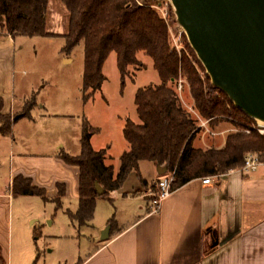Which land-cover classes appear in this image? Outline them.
Returning <instances> with one entry per match:
<instances>
[{"label":"trees","instance_id":"16d2710c","mask_svg":"<svg viewBox=\"0 0 264 264\" xmlns=\"http://www.w3.org/2000/svg\"><path fill=\"white\" fill-rule=\"evenodd\" d=\"M70 16L69 32L64 35L63 51L70 54L84 45L83 99L88 102L104 81L103 68L112 53L117 55L120 73L125 76L131 67H142L139 54L149 56L161 80L160 85L139 89L135 104L140 123L126 122L123 136L129 145L120 158L115 172L106 164V150L95 151L91 138L96 129L84 123L81 152L77 156L61 153L59 158L67 165L80 169V198L78 210L68 212L70 219L80 227L90 226L94 220L99 198L96 184L107 193L120 190L128 176L140 175V163L151 162L168 168L173 174V188L209 176L219 177L242 169L248 154L257 155L264 162V135L256 130L249 134L236 131L228 134L222 147L207 149L194 145L202 129L198 121L185 110L173 88L184 78L194 101V110L211 130L229 119L246 115L238 110L226 95L213 88L210 78L202 79L199 61L191 50L192 61L179 55L172 46L166 21L149 5L140 6L135 0H61ZM49 0H0V34L13 38L45 37ZM199 68H198V66ZM172 84V85H171ZM37 106V94L25 102L22 117H30ZM4 101L0 96V136L10 135L13 118L3 113ZM146 186V181L142 180ZM15 196H38L49 202L43 189L34 187L31 180L18 177L12 184ZM64 188L59 185V197L54 199L56 212L61 208Z\"/></svg>","mask_w":264,"mask_h":264},{"label":"crops","instance_id":"0c3cea01","mask_svg":"<svg viewBox=\"0 0 264 264\" xmlns=\"http://www.w3.org/2000/svg\"><path fill=\"white\" fill-rule=\"evenodd\" d=\"M56 10L65 14L70 25L62 1L51 9L49 0L47 26ZM68 32L69 28L64 35ZM15 42L10 35L0 34V96L4 101L3 113L15 120L11 134L0 136V264H29L31 256L25 251L30 243L25 242L23 235L24 203L19 201L28 196L14 195L12 184L16 178L29 179L34 187L43 189L55 208L53 200L59 197V185L62 186L64 195L58 212L64 215L78 210L80 198V169L63 162L56 150L49 152L50 142L41 140L45 128V138L50 134L49 124L38 127L33 117L15 119L20 114L14 107L16 98L8 89V81L12 91L14 87ZM221 126L212 130L216 136L201 128L194 145L203 149L216 147L205 142L224 136L228 129ZM91 145L98 151L95 135ZM128 150L129 145L124 153ZM106 151V164L117 173L120 162L115 164L109 148ZM148 166L151 171L145 172ZM157 166L141 162L140 175L132 172L123 187L111 193L110 201L97 199L92 223L102 202L116 203L117 207L114 214L108 213L103 224L97 223L101 230L95 227L94 247L84 257L80 256L76 264H264V166L256 172L239 169L219 177L209 176L210 185L195 179L174 189L156 209L153 195L157 183L165 176L158 173ZM70 221L78 232L85 228ZM108 226L109 237L104 240L101 231Z\"/></svg>","mask_w":264,"mask_h":264},{"label":"rangeland","instance_id":"374dc122","mask_svg":"<svg viewBox=\"0 0 264 264\" xmlns=\"http://www.w3.org/2000/svg\"><path fill=\"white\" fill-rule=\"evenodd\" d=\"M58 2L59 0H50L51 9H54ZM150 5L160 13L162 18L163 13L157 7L162 8L167 14L165 21L169 29L171 44L179 55H186L194 61L190 53L191 50L193 52L194 50L184 31L177 25L174 9L169 1L158 0L151 2ZM64 16V13L59 14L57 10L52 13L47 26L49 36L14 38L16 41L14 46L16 60L14 92L10 88L9 81L8 89L9 93H13V97L16 98L14 107L20 114L15 119L18 121V117L22 118L21 113L25 102L35 93L37 94V106L28 118L36 119L38 127L49 124L50 134L45 138V128L41 138V140L45 139L50 142L49 152L56 150L55 152L71 156L79 155L83 126L86 122L98 131L94 134L97 150L109 148V155L116 164L120 162L128 145L123 136L126 122L131 120L140 123L135 104L138 90L160 85L161 80L154 68L153 60L149 56L139 54L138 59L143 66L141 68L131 67L123 76L118 68L117 55L112 53L103 68L104 81L101 88L85 103L82 92L85 63L84 45L81 43L76 46L70 54L63 51L65 47L64 32L69 28L67 24L69 19ZM179 37L180 41L177 43L175 39ZM194 54L197 58L195 52ZM65 59H70L71 62L65 61ZM197 60L199 61L198 58ZM199 63L202 67L199 69V73L205 80L206 70L200 61ZM179 81L183 82L182 92L177 89L178 83L171 85L176 89L185 110L200 125L202 118L194 110L190 87L184 78L180 77ZM221 125L228 129L225 135L214 140H207L206 145L221 146L231 132L242 131L249 134L253 129L261 134V131H264V127L259 123L255 124L241 116L229 119L227 123ZM202 145L204 146V144ZM149 167L151 166L144 168V171H151ZM165 176H170V174L167 173ZM19 201L24 203L21 221H23L22 225H25L23 231L25 242L29 241L30 243L29 246H25V251H29L31 255L28 259L29 264H76L80 256L84 257L94 247L92 236L95 234V227L97 230H101L100 224L107 220L108 213L114 214L117 207L116 203L109 202L110 198L106 203L102 202L98 207L95 222L90 224L94 228L87 226L78 232V229H74L68 215L56 212L54 204L44 202L38 196L20 198ZM50 222L53 223L50 224ZM106 228L104 227L102 230L104 231ZM59 236L67 237L59 238Z\"/></svg>","mask_w":264,"mask_h":264},{"label":"water","instance_id":"95a60500","mask_svg":"<svg viewBox=\"0 0 264 264\" xmlns=\"http://www.w3.org/2000/svg\"><path fill=\"white\" fill-rule=\"evenodd\" d=\"M145 3L158 0H143ZM213 88L264 124V0H169ZM166 175V166H157ZM99 197L107 191L96 184ZM110 226L102 233L109 237Z\"/></svg>","mask_w":264,"mask_h":264},{"label":"built area","instance_id":"2783aa9c","mask_svg":"<svg viewBox=\"0 0 264 264\" xmlns=\"http://www.w3.org/2000/svg\"><path fill=\"white\" fill-rule=\"evenodd\" d=\"M135 1L140 6L149 5L151 8H153L150 5L151 2L145 3L143 0H135ZM169 3H170V1H169ZM157 9L163 13V18H164V20H166L167 14H165L163 9L158 8V7H157ZM175 41L178 43L180 41V37L175 39ZM177 89L179 92H182V90H183V82L182 81L178 82ZM207 123H208L207 121L201 120L200 128H203L205 130V132L207 134H209L210 136H216L217 134L208 128ZM253 123L258 124L259 122L254 121ZM259 125L264 127V124L259 123ZM247 132H249V131H247ZM261 134L264 135V131H261ZM262 166H264V162H262L257 155L248 154L245 157L244 166L240 170L245 171V172H256ZM173 183H174L173 174H170V176H164L157 183V192L153 195V199H154L153 205L155 206L156 209H158L160 204L165 199H167L168 197H170L172 195V193L174 191ZM202 183L204 185H210V184H212V178L211 177L204 178V179H202Z\"/></svg>","mask_w":264,"mask_h":264}]
</instances>
